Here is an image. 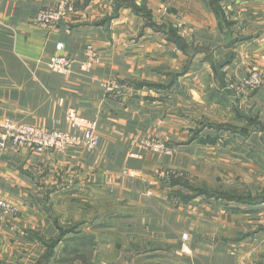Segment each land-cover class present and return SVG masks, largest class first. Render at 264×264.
Listing matches in <instances>:
<instances>
[{"label": "crops", "instance_id": "0c3cea01", "mask_svg": "<svg viewBox=\"0 0 264 264\" xmlns=\"http://www.w3.org/2000/svg\"><path fill=\"white\" fill-rule=\"evenodd\" d=\"M60 1L0 0V118L70 132L74 110L100 143L0 151L17 210L0 219V264H264V201L184 200L173 182L264 196V85L240 86L264 78V0H78L52 30L34 25ZM88 45L102 61L85 75Z\"/></svg>", "mask_w": 264, "mask_h": 264}, {"label": "built area", "instance_id": "2783aa9c", "mask_svg": "<svg viewBox=\"0 0 264 264\" xmlns=\"http://www.w3.org/2000/svg\"><path fill=\"white\" fill-rule=\"evenodd\" d=\"M78 0H61L57 7L41 11L34 20V25L44 31L55 28L61 21L75 12V4ZM62 45H58L61 50ZM102 61L100 52L92 45H88L84 51V61L80 63V73L89 74ZM74 60L69 57L56 56L50 59L51 71L70 75L73 70ZM263 76L251 74L245 85L250 88L260 87L263 84ZM123 86L117 82H110L107 91L120 92ZM251 89V88H250ZM65 121L71 128L70 132L59 130L41 129L36 126L18 124L10 119L0 118V151L12 149H28L32 153H43L45 151L55 153H66L73 149H81L87 152L96 151L100 139L96 132L97 125L79 116L74 110L65 113ZM147 149L159 154H172L158 140H150L144 144ZM150 195V194H149ZM16 208L9 203L0 192V219L15 217ZM189 236L183 235V240L188 241Z\"/></svg>", "mask_w": 264, "mask_h": 264}, {"label": "trees", "instance_id": "16d2710c", "mask_svg": "<svg viewBox=\"0 0 264 264\" xmlns=\"http://www.w3.org/2000/svg\"><path fill=\"white\" fill-rule=\"evenodd\" d=\"M120 5V4H119ZM119 5L117 6V8L119 7ZM121 5H128L127 2H123V4ZM121 7V6H120ZM216 13L218 12V9L215 8ZM178 41V39H176ZM179 42V41H178ZM254 124V123H253ZM260 125V124H258ZM257 125V126H258ZM221 128L226 129L228 128V126L223 125ZM264 129V126H263ZM174 183H180L181 186L189 189L190 191H192V195L185 197V196H181V198H183L184 200H189V198H197L199 196H206L208 198H215V199H222V200H229L230 202H239V203H251V202H259V201H264V196L262 197H257L255 200H253L254 198L251 196H246L243 194H233V193H227V192H223V191H218V190H214V189H210L207 186H195L192 185L190 183H188L187 181H183V179H177L173 181ZM179 196V195H178ZM179 196V197H180ZM53 246V245H52ZM46 260V261H45ZM43 264H48L50 262L49 259H45Z\"/></svg>", "mask_w": 264, "mask_h": 264}, {"label": "rangeland", "instance_id": "374dc122", "mask_svg": "<svg viewBox=\"0 0 264 264\" xmlns=\"http://www.w3.org/2000/svg\"><path fill=\"white\" fill-rule=\"evenodd\" d=\"M182 24H179V28H181L182 29ZM255 73H257V74H260V75H263L260 71H258V70H252L251 71V73L242 81V83L240 84V86H241V89L242 90H244V91H248V92H250V93H254V92H256L257 90H259V89H261L262 87H263V85H264V82H263V84L260 86V87H254V88H252V87H250V88H248L246 85H245V83H246V81H247V79L249 78V76L251 75V74H255ZM263 81H264V78H263ZM76 112V111H75ZM77 113V112H76ZM78 114V113H77ZM80 116V115H79ZM24 125H26V124H24ZM37 127V126H36ZM40 128V127H39ZM41 129H43V128H41ZM45 152H47V151H45ZM42 153V152H41ZM41 153H39V154H41Z\"/></svg>", "mask_w": 264, "mask_h": 264}]
</instances>
